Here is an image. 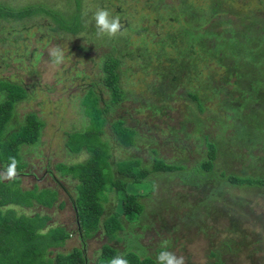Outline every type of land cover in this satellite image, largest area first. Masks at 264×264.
I'll list each match as a JSON object with an SVG mask.
<instances>
[{"label": "rangeland", "instance_id": "374dc122", "mask_svg": "<svg viewBox=\"0 0 264 264\" xmlns=\"http://www.w3.org/2000/svg\"><path fill=\"white\" fill-rule=\"evenodd\" d=\"M80 1L79 11L86 24L94 25L93 16L95 11L103 8L107 9L112 16L119 17L122 25L121 32L114 38H108L107 36H98L96 33L94 35L87 32L69 34L62 30H52L58 25L57 21L62 20L61 16L68 19L72 18L71 16L76 10L75 0H0V5L6 7L17 9L37 4L45 6L49 10L48 13L40 12L17 20L9 19L7 21L9 17H0V88H2L0 89V100L4 99L3 87L9 84L8 81L19 82L17 84L23 88L19 92L25 94L26 98L16 105L15 111L18 118L15 119L16 124L12 125L11 128L14 129L22 123L23 115L29 111L35 114L38 121L39 115L36 114H40L41 119L45 121H40V135L44 127H46L47 133H45L44 142L42 141L43 137L39 136L40 139L38 137L35 145L40 147L43 143L44 145H50L51 148V143L46 142V140H50L52 137V143H56L58 146L51 154L55 156L53 158L42 147H40V153L37 150L31 152V156L35 158L23 155V161L32 170H23L22 173H29V176L24 178L21 184L13 180H0L1 187H11L13 184L16 189L21 187L22 190L32 189L31 191L34 190V183H37L38 189L43 190L37 191L38 189H35L34 195L28 196L34 198L32 207H22L10 203L1 205V208L3 210L14 208L18 214L22 212L28 216H32V213L35 212L41 215L46 214L49 219L46 220V217L42 216L43 224L46 223L47 226L52 227L62 226L68 232H71L73 236L65 245L54 249L52 254L48 253V256L51 257L55 255V251L68 252L76 246L80 249L84 248L89 264H104V258L100 255L101 246L110 243L121 253L130 249L139 257L148 256L157 261V254L163 250L162 241L168 240V250L174 252L177 256H183L185 264H213L216 260H219L221 264H264V230L260 232L259 229L260 225L264 228V194L260 193L259 189L255 187H243L244 193L242 195H245L247 200L242 201L238 206L235 205V207L240 208L245 219L243 217L235 218V212L231 208L221 214L220 206L222 203L207 201V203L215 204L214 210L216 212L213 214L212 208L207 205L203 206L205 204L201 203L204 192L198 191L195 185L191 183L192 179L195 178V173L190 177L185 174V178L181 176L179 171L150 173L145 178L149 179L150 177L154 180L152 186L145 179L135 185L128 182L127 185H130L126 186L127 192L138 191L142 194L149 192V195L140 198L144 204L143 213L131 223L124 221V227L116 235L119 239L117 241L108 238V232L113 225L112 221L109 220V215L114 211V206L117 211L121 209L120 198L122 194L119 192L118 195H115V192L106 191L105 194L100 195L103 200L104 211L98 228L90 236L85 239L82 238L81 227L77 223L78 219L74 208V201L78 197L81 181L76 183V180L72 177H78L79 171L77 168L72 170L69 166L78 161H86L87 153L83 154L82 150L74 151L71 147H74L79 141H85L86 138H82L80 134L87 130L90 118L85 122L80 119V125L77 126V123L76 127H73L72 123L77 122L75 119L82 118V114L79 112V117L74 116L75 111L70 110L69 107L75 105L74 99L78 101L85 92L84 107L86 115L93 114L96 108L101 110L102 107H99V101L97 103L93 102L94 97L89 93L91 87H88L91 83H94V89L100 94L101 99L99 98V100L109 102V90L97 81L102 76L99 71L101 69L98 66L103 59L100 57L101 52L109 50L111 46L116 48L114 50L118 53L121 61L117 67L120 74L119 84L125 92V100H120L119 103L115 104L118 105V108L116 107L114 113H105L107 119L104 120L102 125V133L100 135L96 133L102 141L101 146L109 148V150L113 146V156L117 160H131L135 157H141L144 165L152 163L151 155L148 152L149 146L158 148V156L167 161L184 160L183 163H186L188 168L195 164V158L199 156L194 154L191 138L179 139L180 142H178L177 139L173 140L169 135V131H171L183 138L188 131L184 122L186 105L183 102L176 101L174 103L172 112H170L172 120H170V117L160 116V114L149 117L145 105H150V103L144 100V108L142 112H139L138 108H142L143 104L139 103L138 107L131 96L126 93L133 91L131 95H141V98L148 96L151 105L158 107L168 103L170 105L172 94L169 92L173 91L176 95H179L184 91L183 86L174 87L170 83L164 85L153 84L149 90L144 87L153 81L156 75L154 67L158 65L153 66L155 59L150 62L151 57H147V50L154 49V43H157L158 38H161L170 28H176L181 24L179 18L173 23L165 19L164 24L159 20L162 14L167 18H172V14L166 15L165 12L172 10L171 6L178 4V0ZM207 1L186 0L187 3L193 6V10L199 7L206 8ZM223 1L224 4L221 5V8H229L230 10L234 8V12L237 14L231 15L233 12H226L221 17L223 20L232 18L234 20L232 21L233 25L237 26V29H241L239 21L242 18H240V14L245 13L247 16L257 14L262 15L264 18V0H232V6L229 4V0ZM172 11L176 14L174 10ZM245 18L248 19L249 17ZM153 19H156L157 23H154ZM236 22L239 24H236ZM145 25H148L149 29L139 30V32L138 28ZM35 40L38 43H35ZM107 40H110L111 45L106 42ZM97 42L100 43L99 46H97ZM70 45L85 46L87 53L80 49L70 50ZM54 47H59L64 52V60L60 64L53 63L49 56V50ZM90 56L96 57L94 59L95 65L92 64ZM164 59H158V61L162 62ZM167 77L170 78L171 76ZM220 84L221 82L218 79L212 83L214 86ZM231 89L232 86L230 85L225 87L227 92H232ZM17 90H19V87H17ZM166 93H169V95L167 96ZM159 96H162L164 101H161ZM215 102L216 98L209 99V101L205 99V103L209 105L210 110ZM216 107L214 105L213 110H216ZM49 111L52 112L49 113ZM119 117L123 118L124 121L117 129H121L123 125H129L127 134L132 135L134 138V145L132 146L123 147V145H119L115 136H113V139L108 138L111 137V134H115L114 130L111 131L110 128L111 121L115 122ZM134 118L140 123L133 121ZM154 123H157L158 127H154ZM135 126L137 131L133 129ZM160 128L165 130V133ZM213 129L209 126L208 130L212 131ZM20 130L21 126L17 131ZM67 136L74 137L68 140ZM91 136L93 145L99 146L100 141L94 135L91 134ZM166 136L169 138L167 142L165 140ZM6 137L7 133H3V130L0 131V156L1 153L6 152L4 147H7L9 143L8 140H5ZM104 139H108L109 143L110 141L115 142V146L114 143H110L109 147V144L103 141ZM141 140H144V142H141ZM181 141L184 143V148L181 147ZM35 145L23 143L17 147L20 149L27 147L29 149ZM61 148L62 151L64 148L65 152H62ZM246 149V147H243L242 152H246ZM126 150L130 151L126 152ZM181 151L184 152L183 155ZM259 151L261 149H252L254 154H258ZM177 154L179 157H176ZM39 155L45 157L35 160ZM186 156H188L187 159ZM19 159L22 160L21 154H19ZM220 160V156L215 159V169L217 171L224 167ZM242 160L246 163L252 162L247 155L243 156ZM38 161H41V164L36 165ZM232 165L233 167L230 169L235 173H244L239 164L232 163ZM2 168L0 166V171H3ZM54 168L59 171L55 172ZM249 172H251L250 168L248 169ZM33 174H36L37 178H34ZM52 189L56 190L57 195L53 193ZM229 190L232 195L237 192L234 187ZM55 195L57 199L52 200ZM48 197L52 200L51 207L36 202L38 198L47 199ZM215 206L219 208H215ZM237 221L240 222V225L236 224ZM202 229L206 232L205 240H203L204 235L201 234ZM225 242L230 244L232 251L219 249L228 246ZM211 252H216L220 258L216 254L211 255Z\"/></svg>", "mask_w": 264, "mask_h": 264}, {"label": "trees", "instance_id": "16d2710c", "mask_svg": "<svg viewBox=\"0 0 264 264\" xmlns=\"http://www.w3.org/2000/svg\"><path fill=\"white\" fill-rule=\"evenodd\" d=\"M206 3L208 4L206 8L199 7L193 10V6L187 3L186 0H178V4L171 6L176 14L172 10L165 12L166 15L172 14V18L159 14L161 16L159 20L163 24L165 19L171 23L180 19L181 24L176 28H170L161 38H158L157 43H154V49L147 50V57H151L150 62L155 59L153 66L158 65L154 67L156 75L153 81L144 87L149 90L153 84L164 85L170 83L174 87L183 86L184 91H182V94L176 95L173 91L169 92L172 94L170 105L168 103L156 107L151 105L148 96L141 98V95H131L133 91L126 92L138 107L139 103L143 104L142 108H138L139 112H142L144 108V100L150 103V105H145L149 117L160 114V116H167L172 120L170 112H172L174 103L179 101L186 105L184 121L186 123L185 127L188 129L185 133L186 136L180 138L171 131H169V135L173 140L177 139L178 142L187 138L193 140L191 143H193L194 154L199 157L195 158V164L190 168L186 163H183L184 160L170 162L159 157L158 148L149 146L148 152L152 158L151 164L144 165L141 157H135L131 160H118L116 173L115 175L112 174L111 163L109 162L111 155L105 149L106 147L101 146L102 141L99 135L103 131L104 120L107 119L105 113H114L118 106L115 104L119 103L120 100H125V92L119 84L120 74L117 67L121 61L118 53L114 50L116 48L111 46L109 50L101 52L100 57L103 59L98 66L101 69L99 71L102 76L97 81L109 90L110 99L109 102L99 100L101 97L94 89V83L89 85L88 88L91 87L89 93L94 97L93 102L97 103L99 101V107L102 108L101 110L94 109L93 114L89 113L90 124L87 126V130L80 134L82 138H86L85 141H79L71 148L74 151H79L86 145L88 150L91 151V156L86 161L75 162L69 166L72 170L74 168L78 169L79 174L76 178L78 182L81 181L74 208L79 219L82 238L92 233L99 226L104 210L100 195L114 189L117 194L119 192L122 194L120 198L121 211L110 214L113 225L108 232V237L110 240H119L116 235L124 227V221L131 223L143 213L144 204L140 198L149 195V192L143 194L138 191L129 193L126 186L135 185L144 179L152 186L154 180L150 177L149 179L145 178L150 173L179 171L184 178L185 174L190 177L195 173V178L192 179L191 183L195 185L198 191L204 192L201 203L205 204L203 206L207 205L212 208L213 214L216 212L214 210L215 204L207 203V201L222 203L220 206L221 212L219 211L221 214L231 208L235 212V218L243 217L245 219L240 208L235 207V205L238 206L242 201L247 200L245 195H242L244 193L243 187H255L259 189L260 193L264 194V18L262 15L257 14H251L250 16L245 13L240 14L243 21H239L241 29H237V26L233 25L232 21L234 20L232 18L223 20L221 17L226 12H233L231 15L237 14L234 12V8L231 7L232 0H229L230 7L233 8L231 10L221 8V5L224 4L223 0H208ZM75 7L76 10L72 14V18L68 19L61 16L62 20H58V25L52 30H62L69 34L87 32L91 35L95 33L97 35L95 24H86L83 21L82 14L79 11L81 7L80 0H75ZM39 12L48 13L49 10L37 4L17 9L0 5V17H9L7 20L22 19L25 16H33V14ZM245 17L249 18L246 19ZM152 21L157 23L156 19ZM239 23L236 22V24ZM148 29L149 26L145 25L139 27L138 31ZM106 42L111 45L110 40ZM35 43H38V41L35 40ZM99 45L100 43L97 42V46ZM69 49H80L87 53L85 46L81 45H70ZM95 58L94 56L91 57L94 65ZM162 58H165L162 62L158 61ZM167 76L171 77L168 78ZM216 79L221 82L219 86L212 85ZM8 83L3 87L4 99L0 100V131L6 128L14 112L15 104L24 101L26 98L25 94L19 92L23 90L22 86L17 84L19 82L8 81ZM228 85L232 86L230 90L232 92L225 90ZM17 87H19V90H17ZM169 93H166V95L168 96ZM84 96L85 94H83V106L86 99V96ZM161 98L162 96H159V99L164 101ZM212 98H216L214 104L217 106L216 110H213L214 105L210 110L209 105L205 103V99L209 101ZM36 115L38 116V114ZM38 119L39 121L31 111L20 123L21 130L17 131L20 128L18 125L16 131L12 132L7 147H4L6 152L1 153L0 156V161L5 163L6 166L9 163L10 156H14L20 161L18 145L23 143L35 144L37 142L40 136V121H43L40 115ZM123 121L124 119L120 117L117 118V121H112L113 130L122 145L132 146L134 145V138L132 135L127 134L129 125H123L121 129H117ZM133 121H137V119L134 118ZM137 123L140 122L137 121ZM153 125L158 127L157 123ZM209 126L214 129L212 131L208 130ZM135 127L132 128L137 131V127L136 129ZM160 130L165 133V130L161 128ZM96 133H99V135ZM91 134L100 141L99 146L93 145ZM165 140L166 142L169 141L168 136ZM141 142H144V140H141ZM148 143L151 144L149 141ZM181 143V147H183L184 143L182 141ZM243 147L247 148L246 152H242ZM252 149H261V151L254 154ZM183 153L181 151L182 155ZM242 155H247L252 162H244ZM218 156L221 157L220 163L222 162L224 167L217 171L215 169V159ZM176 157H179L178 154ZM232 163L239 164L244 173H235L230 169L233 167ZM24 167H26V162L21 160L17 171H22ZM249 168L251 172L248 173ZM13 181H18V177ZM128 182L131 183L127 185ZM232 187L237 189V192L233 195L230 194L229 190ZM33 189V191H31L32 189L22 190L21 187L16 189L13 184L11 187L0 186V264H89L84 250L76 246L68 252L55 251L53 257L48 256V253L52 254L54 249L65 245L73 236L71 232L65 231L62 226L52 227L47 226L46 223L43 224L42 216L46 217L47 220L49 219L48 215L35 212L32 213V216H28L22 212L18 214L14 208L4 210L1 208V205L10 203L22 207H32L34 198L28 196L34 195L35 189H38V187L35 185ZM39 190L41 189L37 191ZM52 190L57 195L56 190ZM56 195V198L53 197L52 200L57 199ZM52 200L50 197L47 199L38 198L36 202L50 207ZM60 205L62 206L63 203ZM215 208L219 207L215 206ZM121 215H124V219H121ZM236 224L240 225V222L237 221ZM259 229L260 232L264 230L261 225ZM201 234L204 235L203 240H205L206 232L203 229ZM225 244L228 243L225 242ZM219 249L232 251L230 244ZM119 254L117 249L110 244H105L102 247L101 256L104 258V264H107L110 258ZM122 254L129 261V264H158L156 260L148 256L140 258L130 249ZM215 254L216 252H211V255ZM216 256L219 257L217 254ZM213 264H221V262L216 260Z\"/></svg>", "mask_w": 264, "mask_h": 264}, {"label": "clouds", "instance_id": "9594fccd", "mask_svg": "<svg viewBox=\"0 0 264 264\" xmlns=\"http://www.w3.org/2000/svg\"><path fill=\"white\" fill-rule=\"evenodd\" d=\"M43 7L45 8V6H43ZM93 18L95 20V26L97 29V35L98 36H107L108 38H114L117 36L118 33L121 32L122 25H121L119 17L112 16L107 9H103V8L97 9L94 13ZM49 56H50L52 62L55 64H60L64 60V52L59 47L51 48L49 50ZM83 94H85V92ZM19 163H20V161L16 157L10 156L9 157V163L4 168L3 171H0V180H13V179H15L19 175V173L17 171V167H18ZM72 178L74 180H76V183L78 182V179L76 177H72ZM109 220H111L110 216H109ZM77 223L79 224V219H78ZM79 226H80V224H79ZM65 231H67V230L65 229ZM91 234L92 233H89V235H86L85 237H83V239L90 236ZM111 240H113V239H111ZM108 244H110V243H108ZM104 245L105 244H103L101 246V251H102V247ZM111 246L113 248H116L113 244ZM168 247H169V241L168 240L162 241V249L163 250H161L157 254V257H156L158 264H185V258L183 256H177L174 252L169 251ZM81 249L84 250V248H81ZM101 251H100V255H101ZM117 251L120 254L110 258L107 261V264H129V261L126 258H124L123 254L121 252H119V250H117ZM100 255H98V256H100ZM145 257H147V256H145ZM140 258H144V257H140Z\"/></svg>", "mask_w": 264, "mask_h": 264}, {"label": "crops", "instance_id": "0c3cea01", "mask_svg": "<svg viewBox=\"0 0 264 264\" xmlns=\"http://www.w3.org/2000/svg\"><path fill=\"white\" fill-rule=\"evenodd\" d=\"M28 97H29V95H28ZM27 97V98H28ZM74 101H75V105H72V106H70L69 107V109L70 110H74L75 111V115L74 116H76V117H79V112H81V114H82V118H78V119H75L77 122H74V123H72V125H73V127H76V125H77V123H78V125L77 126H79L80 125V119H82V120H84V122L86 121V120H89V116H87L86 115V112H85V107L83 106V103H82V101H83V95L81 96V98L78 100V101H76L75 99H74ZM19 103V102H18ZM18 103H16L15 104V107H14V112H13V114H12V116L10 117V120L8 121V124H7V126H6V128H5V130H3V133L4 132H6L7 133V137L5 138V140H8L9 138H10V136H11V132H15L16 131V129L18 128V126H16L14 129H12L11 127H12V125H14V124H16V122H15V119L16 118H18V117H16V111H15V108H16V105L18 104ZM29 112H31V111H29ZM29 112H27L26 114H24L23 116V119L24 118H26V116H27V114H29ZM52 111H49V113H51ZM38 115H40V114H38ZM40 118H41V116H40ZM20 119V118H19ZM43 120V119H42ZM43 122H45L44 120H43ZM19 126H20V124H19ZM11 128V129H10ZM46 127H44V129L42 130V132H41V135H40V137H43L42 138V141L44 142V139H45V133H47V131H46V129H45ZM110 128H111V131H112V129H113V126H112V123L110 124ZM63 135H65V134H63ZM49 136V135H48ZM111 137H108L109 139H113V136H115V139H116V141L118 142V144L119 145H122L121 144V141L119 142V140L117 139V134H111L110 135ZM40 137H39V139H40ZM50 137V136H49ZM72 137H74V136H67V138H68V140H71L72 139ZM52 137L50 138V140H46V142H49V143H51V148H50V145H44L43 143L41 144V146L40 147H42V149L45 151V152H47L48 151V154L53 158V157H55L54 155H51V154H53L54 153V149H55V147H58L57 146V144L56 143H52ZM38 141V140H37ZM54 141V140H53ZM103 141H105V142H107L108 144H109V147H110V143L111 144H113L114 143V146H115V142H111L110 141V143H109V141H108V139H104ZM39 143V142H38ZM36 144V143H35ZM35 144H30V145H35ZM117 146V145H116ZM40 147L39 146H37V145H35L33 148L31 147V148H29V149H27V147H22V149H20L19 147H18V154H21V159H22V161L24 160V157H23V155L24 156H31V152L33 151V150H37L39 153H40ZM104 147V146H103ZM123 147H124V145H123ZM112 149H110L109 150V148H105V149H107V151H109V153H110V155H111V158L109 159V162L111 163L110 164V167H111V169H112V174L113 175H115V173H116V164H117V159L116 158H114V156H113V146L111 147ZM80 150H82L83 151V154L84 153H87L88 154V156H87V158H86V160L88 159V157H90L91 156V151H89L88 150V148L86 147V145L84 146V147H82ZM79 150V151H80ZM58 151V150H57ZM61 151H62V148H61ZM130 151V150H129ZM128 150H126V152H129ZM62 152H65V149L63 148V151ZM78 152V151H77ZM69 153V152H68ZM93 154V153H92ZM41 157H45V156H43V155H39L35 160H37V159H39V158H41ZM31 158H35V157H33V156H31ZM0 160H1V157H0ZM26 161V160H25ZM24 162V161H23ZM41 161H38L37 163H36V165L37 164H41L40 163ZM43 162V161H42ZM50 162L52 163V161H51V159H50ZM78 162H80V161H78ZM46 164H47V162H46ZM54 165V164H53ZM0 166L1 167H3L2 169L4 170V168H5V166H6V164L5 163H3V162H1L0 161ZM54 167V166H53ZM47 169H49L48 167H47ZM55 169V168H54ZM23 170H32V168H30V167H28L27 165H26V168L25 169H22V171L21 170H19L18 171V173H19V175L17 176L18 177V182H20V184H21V182L23 181V179L24 178H27L28 176H29V173H25V174H23L22 172H23ZM57 171H59L58 169H55V172H57ZM53 173V172H52ZM54 175H55V173H53ZM51 175V174H50ZM33 176H34V178H37V175L36 174H33ZM62 176H63V174H62ZM37 186V183H34V186ZM110 191H112V192H114V189H110ZM115 195H118L117 194V192H115ZM103 205V204H102ZM104 211V210H103ZM121 210L119 209V211H117L116 209H115V206H114V211L113 212H117V213H119ZM112 212V213H113ZM111 213V214H112ZM110 216V215H109ZM140 217V216H139ZM121 219H124V215H121Z\"/></svg>", "mask_w": 264, "mask_h": 264}]
</instances>
